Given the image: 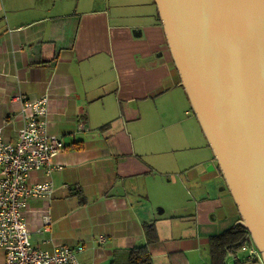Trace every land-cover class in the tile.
<instances>
[{
	"label": "crops",
	"instance_id": "crops-1",
	"mask_svg": "<svg viewBox=\"0 0 264 264\" xmlns=\"http://www.w3.org/2000/svg\"><path fill=\"white\" fill-rule=\"evenodd\" d=\"M162 29L154 0H0L3 139L24 123L13 95L46 96L47 132L65 146L52 195L28 203L34 246H81L82 264H129L135 247L150 264H234L236 249L211 240L240 216Z\"/></svg>",
	"mask_w": 264,
	"mask_h": 264
},
{
	"label": "water",
	"instance_id": "water-1",
	"mask_svg": "<svg viewBox=\"0 0 264 264\" xmlns=\"http://www.w3.org/2000/svg\"><path fill=\"white\" fill-rule=\"evenodd\" d=\"M154 1L178 85L238 210L234 225L264 263V0Z\"/></svg>",
	"mask_w": 264,
	"mask_h": 264
},
{
	"label": "built area",
	"instance_id": "built-area-1",
	"mask_svg": "<svg viewBox=\"0 0 264 264\" xmlns=\"http://www.w3.org/2000/svg\"><path fill=\"white\" fill-rule=\"evenodd\" d=\"M13 100L22 102L23 125L15 142L3 139L0 128V250L5 264H82L78 260L81 246L71 247L56 244L50 249L34 246L25 219L29 200L49 199L54 191L50 176L63 166L53 159L64 149L56 135L47 132L43 119L47 111V97L36 100L13 95ZM43 170L48 178L31 182L34 171ZM64 186H67L64 184ZM47 208L41 211L44 224L50 222ZM100 242L104 236H98ZM234 264H264L260 251L252 241L243 242L230 255Z\"/></svg>",
	"mask_w": 264,
	"mask_h": 264
},
{
	"label": "trees",
	"instance_id": "trees-1",
	"mask_svg": "<svg viewBox=\"0 0 264 264\" xmlns=\"http://www.w3.org/2000/svg\"><path fill=\"white\" fill-rule=\"evenodd\" d=\"M79 147L80 146L78 145L72 146L74 149ZM150 230L151 228L148 229V232ZM152 234H154L153 231ZM247 240L251 241L249 232L241 224H237L226 232H223L222 234L212 238L211 243L214 247L221 246V248H223L227 246L228 248L233 247L237 249L243 242ZM129 264H150V259L145 247H135L130 250Z\"/></svg>",
	"mask_w": 264,
	"mask_h": 264
},
{
	"label": "rangeland",
	"instance_id": "rangeland-1",
	"mask_svg": "<svg viewBox=\"0 0 264 264\" xmlns=\"http://www.w3.org/2000/svg\"><path fill=\"white\" fill-rule=\"evenodd\" d=\"M184 149H180V151L178 152L180 155H183V154H185L186 155V158L184 159V161L183 162H188V163H190V164H194L195 163V157H194V151L193 150H186V151H183ZM182 157V156H181ZM183 158V157H182ZM206 170L208 171V170H211V168H210V166H207L206 167ZM180 174H181V176H182V178L184 177V175H185V172H182L181 170L180 171H178ZM170 175H172V174H170ZM159 176V178H163L164 177V179H167L168 177L166 176V175H164V174H160V175H158ZM173 177H174V180H176V182H177V179H176V177L174 176V175H172ZM29 201H31V200H29ZM47 210V213L49 212V210L48 209H46ZM50 224V222L48 223V224H44V226H45V228H44V230H47L46 228V226H48ZM30 242H31V239H30ZM31 244H32V242H31ZM33 245V244H32ZM66 245V244H65ZM69 246V245H68ZM72 247V246H71ZM1 252H2V250H0ZM3 253V252H2ZM3 257H4V253H3ZM4 264H5V262H4Z\"/></svg>",
	"mask_w": 264,
	"mask_h": 264
},
{
	"label": "bare ground",
	"instance_id": "bare-ground-1",
	"mask_svg": "<svg viewBox=\"0 0 264 264\" xmlns=\"http://www.w3.org/2000/svg\"><path fill=\"white\" fill-rule=\"evenodd\" d=\"M16 95H19V94H16ZM19 96H22V95H19ZM26 99H27V98H26ZM47 101H48V99H47ZM20 102H21V101H20ZM47 104H48V102H47ZM0 128H1V127H0ZM46 128H47V127H46ZM1 130H2V129H1ZM2 134H3V132H2ZM15 141H16V140H15ZM15 141H14V142H15Z\"/></svg>",
	"mask_w": 264,
	"mask_h": 264
}]
</instances>
